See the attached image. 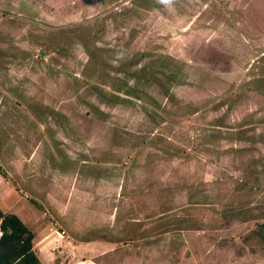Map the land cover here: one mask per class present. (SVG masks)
Listing matches in <instances>:
<instances>
[{"label": "rangeland", "instance_id": "obj_1", "mask_svg": "<svg viewBox=\"0 0 264 264\" xmlns=\"http://www.w3.org/2000/svg\"><path fill=\"white\" fill-rule=\"evenodd\" d=\"M94 165L130 196L89 264H264V0H0V208L49 260Z\"/></svg>", "mask_w": 264, "mask_h": 264}, {"label": "crops", "instance_id": "obj_2", "mask_svg": "<svg viewBox=\"0 0 264 264\" xmlns=\"http://www.w3.org/2000/svg\"><path fill=\"white\" fill-rule=\"evenodd\" d=\"M97 166L100 168L101 172L97 176H83L81 173H75L72 178H70L69 187L67 188L69 195H64L62 199H59L55 205H51L52 211L58 215V219L65 225L66 229L69 233L65 237H62L64 234H60V232L56 229L55 234H58L57 238L60 241L59 246L64 248V252L68 254L70 258L68 260H55L51 258L48 259V255L44 254L47 249H44V242L46 237L51 238V234L49 236H41L38 231H34V228L31 229L34 234V242L35 249L40 256V258L46 264H89L88 260L91 259L89 255L83 254L80 257L79 250L81 249L79 243L87 242L89 240H93L95 242L98 241L97 237H100V234H105L106 236H101V242L107 243L106 241H111L113 238L111 235L115 233L117 229L118 213L119 209H117L114 203L123 202L127 200L130 195H122L119 193V189L121 186L122 180L120 179V174L123 172L125 166L123 165H94L97 170ZM117 167L119 171H117ZM111 169L112 171H108L107 169ZM103 169H106L105 175L103 174ZM19 174V181L21 183L27 184L24 181L23 175ZM111 179V180H110ZM102 182V183H101ZM99 183V185H98ZM112 183L114 190L112 193L108 192L109 189L105 190L100 188V186ZM91 185L92 187H90ZM98 185V186H97ZM123 185V184H122ZM94 186V187H93ZM79 187V188H76ZM94 189V191H93ZM92 191L94 195H91ZM66 193V194H67ZM79 196V197H77ZM95 196V197H94ZM106 200L107 205L103 204L99 207L96 205V200L100 199ZM92 199V200H89ZM87 200L90 202H94L95 205H89ZM42 200L40 199V203ZM109 202L111 204H109ZM49 203H47L48 205ZM114 204V206H112ZM44 205V204H43ZM120 205V204H117ZM113 207V208H112ZM48 208L44 209V211H48ZM145 211V209L140 210ZM10 213V212H5ZM12 213V212H11ZM88 213V214H86ZM38 217V216H37ZM40 218V217H39ZM88 223H91L87 225ZM45 224H43L44 226ZM144 224H139L138 226L143 227ZM40 227V226H39ZM123 227V226H122ZM37 229V228H36ZM39 229V228H38ZM37 229V230H38ZM95 239L88 238V235L95 234ZM64 238V239H61ZM84 250V248H83ZM41 254V255H40ZM79 257V258H78ZM92 258H99L96 256H92Z\"/></svg>", "mask_w": 264, "mask_h": 264}, {"label": "trees", "instance_id": "obj_3", "mask_svg": "<svg viewBox=\"0 0 264 264\" xmlns=\"http://www.w3.org/2000/svg\"><path fill=\"white\" fill-rule=\"evenodd\" d=\"M0 264H46L35 249L32 230L0 208Z\"/></svg>", "mask_w": 264, "mask_h": 264}, {"label": "built area", "instance_id": "obj_4", "mask_svg": "<svg viewBox=\"0 0 264 264\" xmlns=\"http://www.w3.org/2000/svg\"><path fill=\"white\" fill-rule=\"evenodd\" d=\"M65 232L64 231H62V233L61 234H64Z\"/></svg>", "mask_w": 264, "mask_h": 264}, {"label": "water", "instance_id": "obj_5", "mask_svg": "<svg viewBox=\"0 0 264 264\" xmlns=\"http://www.w3.org/2000/svg\"><path fill=\"white\" fill-rule=\"evenodd\" d=\"M43 54V53H42Z\"/></svg>", "mask_w": 264, "mask_h": 264}]
</instances>
